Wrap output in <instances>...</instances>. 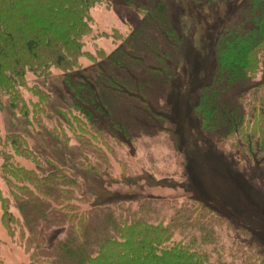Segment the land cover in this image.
I'll return each mask as SVG.
<instances>
[{
  "label": "trees",
  "instance_id": "obj_1",
  "mask_svg": "<svg viewBox=\"0 0 264 264\" xmlns=\"http://www.w3.org/2000/svg\"><path fill=\"white\" fill-rule=\"evenodd\" d=\"M149 1L153 7L137 5L142 17L137 27L126 35L114 33L113 52L92 53L85 42L95 38L91 10L104 0H0V97L7 96L18 110L21 125L44 126L56 119L49 135L59 148L75 142L89 172L99 174L97 161L104 165L114 155L121 99L144 108L157 129L173 131L152 90L169 84L173 66H181L178 57L183 63V37L169 23L164 2ZM238 16L216 39L214 75L201 87L195 108L209 137L232 140L264 167V84L262 90L249 85L264 63V0H247ZM84 58L93 65L85 68ZM54 70L64 75L70 103L51 113V93L44 85ZM30 76L39 82L30 84ZM2 144L10 149L3 153L1 173L22 216L18 220L2 199V220L11 232H22L29 264H213L203 247L214 236L212 224L226 219L218 209L191 199L176 208L169 223L158 224L144 219L143 206L83 209L79 178L67 166L47 160L50 168H44L24 133L9 134ZM195 230L201 240L191 234ZM259 257L243 260L264 264V255Z\"/></svg>",
  "mask_w": 264,
  "mask_h": 264
},
{
  "label": "rangeland",
  "instance_id": "obj_2",
  "mask_svg": "<svg viewBox=\"0 0 264 264\" xmlns=\"http://www.w3.org/2000/svg\"><path fill=\"white\" fill-rule=\"evenodd\" d=\"M162 1L168 10L169 23L183 37L180 44L183 63L178 57L181 66H173L169 84L155 85L152 90L157 107L172 124L171 134L157 129L158 123L151 121L144 108L131 106L121 99L116 105L114 155L104 165L97 161L102 170L97 174L87 171L75 142L68 149L59 148L49 135L48 129L56 125V119L51 124L47 120L44 126L21 125L18 110H13L8 97L2 95L0 140L5 141L14 132L24 133L43 160L44 168H50L47 160L67 166L79 178L83 209L93 206L117 209L121 204H129L134 210H140L143 206L144 219L158 224L169 223L176 216V208L190 203L191 199L201 200L226 218L221 217L223 220L212 224L214 236L203 247L211 262L246 264L245 257L252 260L264 255V167L249 158L247 151L244 155L232 140L209 137L202 129V119L195 107L201 87L214 75L216 39L230 20L238 21V13L247 0ZM139 4L154 6L149 0H104L94 7L91 16L95 38L86 39V50L94 53L98 48L113 52L116 49L114 33L129 34L140 24ZM81 63L85 68L93 65L86 58ZM36 82L38 78L29 77L30 84ZM262 84L264 63L249 85L262 90ZM44 87L51 93L48 109L51 113L70 103L62 71L54 70ZM100 147L105 152L102 144L97 146ZM9 149L0 145V264H29V255L20 245L22 232L19 228L11 232L2 220V199L9 202L15 217L22 219L11 187L1 173L5 163L3 153ZM23 163L28 168L35 166L28 161ZM42 233L51 235L45 230ZM191 234L201 240L198 231Z\"/></svg>",
  "mask_w": 264,
  "mask_h": 264
}]
</instances>
